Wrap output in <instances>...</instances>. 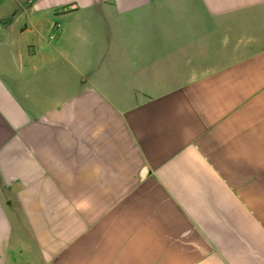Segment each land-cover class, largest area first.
Wrapping results in <instances>:
<instances>
[{"label": "crops", "instance_id": "1", "mask_svg": "<svg viewBox=\"0 0 264 264\" xmlns=\"http://www.w3.org/2000/svg\"><path fill=\"white\" fill-rule=\"evenodd\" d=\"M0 264H264V0H0Z\"/></svg>", "mask_w": 264, "mask_h": 264}, {"label": "rangeland", "instance_id": "2", "mask_svg": "<svg viewBox=\"0 0 264 264\" xmlns=\"http://www.w3.org/2000/svg\"><path fill=\"white\" fill-rule=\"evenodd\" d=\"M18 48H20V44H18Z\"/></svg>", "mask_w": 264, "mask_h": 264}]
</instances>
